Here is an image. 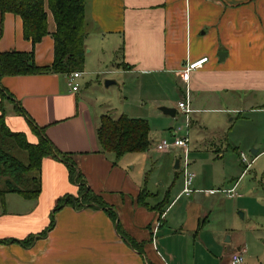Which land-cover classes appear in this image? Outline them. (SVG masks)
<instances>
[{
  "label": "crops",
  "instance_id": "crops-1",
  "mask_svg": "<svg viewBox=\"0 0 264 264\" xmlns=\"http://www.w3.org/2000/svg\"><path fill=\"white\" fill-rule=\"evenodd\" d=\"M47 11L49 34L36 45L24 37L19 15L0 13V51L33 50L38 65L52 64L56 22ZM85 31L87 68L78 78L85 84L93 59L115 60L127 74L174 77L177 107L188 99L192 109L182 111L189 138L192 120L200 125L192 192L184 193L181 160L169 167L170 153L153 164L145 152H101L97 131L108 114L93 110L81 85L73 90L69 74L5 76L10 130L39 141L21 106L113 214L94 202L65 205L31 246L0 243V264H231L239 250L244 264H264V137L256 130L261 122L264 134V0H86ZM203 58L183 81L179 72ZM244 149L254 155L249 168ZM40 177L38 198H25L35 201L32 209L0 216V238L42 233L59 201L79 195L59 157L43 159Z\"/></svg>",
  "mask_w": 264,
  "mask_h": 264
},
{
  "label": "trees",
  "instance_id": "trees-1",
  "mask_svg": "<svg viewBox=\"0 0 264 264\" xmlns=\"http://www.w3.org/2000/svg\"><path fill=\"white\" fill-rule=\"evenodd\" d=\"M85 5L86 0H0V13L19 15L23 20L24 37L31 40L33 45L49 34L47 7L56 22V31L52 34L55 43L53 63L38 65L33 50L0 51V81L5 76L70 74L83 71L86 56ZM10 96L12 95L0 86V181L4 183L0 193H17L26 199H37L41 193V177L36 175V171L40 175L43 159L53 155L67 163L72 181L79 185V195H67L59 201L52 213L50 226L42 233L25 240L0 238V243L19 241L24 246H31L36 239L45 237L53 228L55 213L65 205L81 209L94 202L111 214L112 211L107 209L105 204L96 196H92L80 169L45 136L43 128L39 127L21 106H17V111L28 120L31 128L38 134L39 141L30 142L24 133L10 130L6 123L4 107V101ZM150 131V124L146 119L132 118L125 114L118 118L103 115L97 131L100 151L113 153L117 158L128 153L145 152L151 145ZM17 149L27 153V162L12 153ZM30 184L35 186L28 189Z\"/></svg>",
  "mask_w": 264,
  "mask_h": 264
},
{
  "label": "rangeland",
  "instance_id": "rangeland-1",
  "mask_svg": "<svg viewBox=\"0 0 264 264\" xmlns=\"http://www.w3.org/2000/svg\"><path fill=\"white\" fill-rule=\"evenodd\" d=\"M88 50L89 49L86 48V51ZM86 68L87 67L85 66V71ZM87 71L88 74L85 75V77L89 79V83L85 84L83 81L78 79H76L75 83L81 85L80 92L83 91L86 94V98L93 107V110L98 115L105 113L113 118H118L119 116L125 114L129 117L143 118L148 120L151 128V145L144 154L151 157V162L153 164H157L159 161H161V158L163 156H166L170 153L172 154L174 163H172L173 159L170 158L168 160L169 167L174 166L177 159L181 160V165L183 167L185 159L183 149L176 147L171 148L168 151L157 150V145L162 140L166 139L169 142L174 141L175 138L173 136V133L175 128L185 127L184 132H181V136L188 135V133L185 132L188 128V126H186V115L183 114L182 110L179 109L178 114L175 117L165 114L161 110L163 106L178 108V97L177 91L175 90L177 84L174 81V77L170 74H164L161 76H156L154 79H152L149 76L127 74L118 67L115 60L107 61L106 59L100 62L93 59V61L89 63V69H87ZM107 80H114L116 84L106 86ZM165 98L171 99L167 105L163 102ZM193 121L194 120H192L191 123L192 125L194 123V126L191 129V137L189 138V140L191 139V143L189 144V146H191L189 159L191 164L190 168L194 173H196L198 168L197 165H195L194 161L198 159L197 157L200 156L201 153H198V148H193V142L195 140V135H198L200 133L198 132L200 130V125L198 124V122ZM257 124V134L259 138H262L264 137L261 128L262 123L257 122ZM230 151L238 157V153L234 149H231ZM244 152L249 158H252L254 156L249 149H244ZM12 153H15L24 162L28 161V156L25 151L17 149L13 150ZM142 155L143 153H136L133 157L137 158ZM140 163V159L134 162V164L136 165H139ZM38 173L39 172L36 171V175L40 176ZM34 174L35 172L32 173V175ZM34 186V184H30L27 186V188L31 189ZM3 187L4 183L1 180L0 189H2ZM6 194L0 193V216L4 215L5 213H26L30 210V206L35 204V201L26 200L24 197L17 193ZM31 235L35 237L36 234ZM31 235L28 237H32Z\"/></svg>",
  "mask_w": 264,
  "mask_h": 264
},
{
  "label": "built area",
  "instance_id": "built-area-1",
  "mask_svg": "<svg viewBox=\"0 0 264 264\" xmlns=\"http://www.w3.org/2000/svg\"><path fill=\"white\" fill-rule=\"evenodd\" d=\"M207 61V58H203L197 62L189 64L184 68L182 71L179 72L180 77L183 81L187 82L190 79L191 71L195 68L200 67L203 62ZM82 76L81 71H75L69 74L70 83L74 91L78 90L79 84L75 83L76 79ZM178 107L188 116V114L192 111L190 107V102L188 99L185 101H180ZM188 118V117H187ZM182 130V127H178L175 130V139L172 142L164 139L157 145V150L159 151H168L171 148H182L185 154L184 164L182 169L183 177H184V193L190 195L192 192V184L195 178V173L190 168V161H189V137L188 135L180 136L179 131ZM241 161L246 165L247 168L251 166V160L245 154H241ZM244 254L241 250L236 251L231 256V264H244Z\"/></svg>",
  "mask_w": 264,
  "mask_h": 264
},
{
  "label": "water",
  "instance_id": "water-1",
  "mask_svg": "<svg viewBox=\"0 0 264 264\" xmlns=\"http://www.w3.org/2000/svg\"><path fill=\"white\" fill-rule=\"evenodd\" d=\"M223 53H225V52H221L220 53V57H222V55H223ZM116 82L114 81V80H107L106 81V86H110V85H112V84H115ZM161 110L165 113V114H168V115H171V116H176V108H174V107H167V106H163L162 108H161ZM256 149H253L252 150V152L253 153H256ZM179 167V160H177V162H176V168H178ZM241 215H242V213H241Z\"/></svg>",
  "mask_w": 264,
  "mask_h": 264
}]
</instances>
